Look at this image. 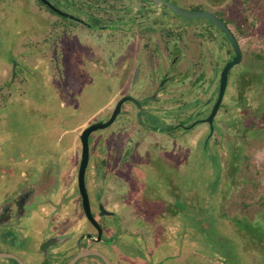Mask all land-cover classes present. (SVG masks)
<instances>
[{
    "label": "rangeland",
    "instance_id": "obj_1",
    "mask_svg": "<svg viewBox=\"0 0 264 264\" xmlns=\"http://www.w3.org/2000/svg\"><path fill=\"white\" fill-rule=\"evenodd\" d=\"M171 1L187 9L195 8L189 4L203 3ZM33 4V0H0V85L5 86L10 78L6 75L9 63H16L13 74L17 76L6 86L3 93L8 94L0 104V189L19 173L22 163L15 161L14 153L20 149L17 154L24 157L32 141L33 146L44 141L57 143L64 150L68 173L77 175L82 132L95 122L108 120L121 94L109 69L88 63L91 49H81L80 38L60 44L73 56L75 69H79V60L87 63L81 72L63 73L50 60L51 53H40L46 43H37L36 39L47 30V23L43 14L31 10L36 8ZM224 13L232 27L245 19L249 24L244 35L239 32L243 60L229 75L224 149L207 146L204 125L190 131L175 130L172 138L144 134L141 154L126 161L130 169L125 189L134 190L130 203L146 202L156 209L151 222L158 238L142 241L125 236L128 249L124 264H213L212 259L228 253V248L240 264H264V3L227 0ZM92 45L100 46L96 41ZM101 50L96 55L103 56ZM112 51L114 74L121 72L126 54L119 47ZM196 104L191 102L188 107ZM241 107L246 110L239 118ZM181 109L172 107L176 112ZM162 117L151 107L141 116L143 123L154 127L162 124ZM127 119L128 115L120 114L113 125L93 133L91 163L106 159L104 144L113 134L115 142L133 136V125H120ZM232 119H236L235 125ZM141 136L136 133L133 141ZM151 143H164L167 149L161 151V146ZM166 200L174 202L173 209L177 206L176 215L160 216ZM197 214L209 220L211 230L207 235L195 219ZM145 215L146 219L151 217L148 212ZM148 251L152 255L148 256ZM6 260L0 257V264Z\"/></svg>",
    "mask_w": 264,
    "mask_h": 264
},
{
    "label": "flooded vegetation",
    "instance_id": "obj_2",
    "mask_svg": "<svg viewBox=\"0 0 264 264\" xmlns=\"http://www.w3.org/2000/svg\"><path fill=\"white\" fill-rule=\"evenodd\" d=\"M33 1L36 8L31 10L43 14L47 23V30L36 39L37 43H46V47H40V53H51L50 60L63 73L81 72L87 63L79 60V69H75L73 56L60 44L67 39L80 38L81 49H91L88 63L109 69L117 90L121 91L113 112L123 97L133 98L138 104L127 100L115 119L118 120L120 114L128 115L130 119L120 125H133V136L127 141L115 142L113 134L104 144L106 159L92 163L89 160L85 187L97 225L84 209L78 183L79 167L77 175L68 173L64 150L57 143L44 141L33 146L32 141V146L25 149V158L18 156L20 149L14 153L15 161L22 164L11 184L4 182L0 189V252L15 255L25 264H70L84 252H99L111 264H124L123 255L128 249L125 236L139 237L142 241L158 238V231L151 222L156 209L146 202L128 201L134 190L125 189V178L129 174L126 161L139 157V146L145 144L146 133L172 138L175 130L190 131L200 125L208 130L207 146L213 144L224 149L225 96L213 119V132L207 119L219 95L222 70L235 56V48L217 24L206 17L186 18L176 14L163 2L175 4L171 0ZM226 2L203 0L202 4H189L195 8L188 10L212 12L230 28L240 45L239 26L232 27L225 17ZM83 38L91 40L90 43H84ZM92 41L99 42L100 46L92 45ZM112 47H119L126 54L121 72L114 74ZM100 48L105 52L103 56L96 55ZM8 66L6 75L10 74V78L5 86L0 85V104L6 100L8 93H3L6 86L17 79L13 74L16 63ZM238 97L240 99V93ZM191 102L197 104L189 108ZM150 107L163 115L164 120L157 127L142 121L141 116ZM172 107L185 109L176 112ZM136 133L142 136L133 141ZM151 145L161 146V151L167 149L164 143ZM169 161L171 163L172 158ZM163 202L160 216L176 215L178 209L174 206V211V202ZM145 212L151 217L146 219ZM195 219L207 235L211 230L209 220L199 214ZM227 251L225 255L214 257L213 264H240L234 260L230 248ZM152 253L148 251V256ZM3 258L7 260L1 264H21L13 257ZM74 264L107 263L102 256L91 253Z\"/></svg>",
    "mask_w": 264,
    "mask_h": 264
},
{
    "label": "water",
    "instance_id": "obj_3",
    "mask_svg": "<svg viewBox=\"0 0 264 264\" xmlns=\"http://www.w3.org/2000/svg\"><path fill=\"white\" fill-rule=\"evenodd\" d=\"M163 2L166 5H168L169 7H171V9L176 14L185 16L186 18H203V17H206V18L210 19L213 23L217 24L221 29H223L228 40L231 42V44L235 48V53H236L235 56L233 57L232 60L227 62V64L224 66V68L222 70L221 78H220V86H219V95H218L216 104H215L209 118L207 119L208 122L211 124V131L213 132V119H214L223 99H224V96H225V93L227 90V86H228V81H229V72L235 65L239 64L243 58L239 42L237 41L236 37L233 35L230 28L221 19H219L216 15H214L212 12H210L208 10L183 9V8L173 4V3H170L167 1H163ZM127 100H132L133 102L138 104V102L133 98L123 97L117 103L115 110H114L111 118L108 121H98V122H95V123L89 125L87 128L84 129V131L82 132V134L80 136L81 144H82V157H81V162H80V166H79L78 183H79V188H80V191L82 194L85 212H86L87 216L89 217V219L93 223H95L96 225H97V223H96L94 217L92 216L91 208H90V200H89V197H88V194L86 191V187H85L86 170H87L89 160H90V136L93 132L110 126L115 121L118 114L120 113L123 103L126 102ZM91 253L98 254V255L102 256L105 259L107 264H111L110 261L104 255H102L99 252L81 253L76 258H74L70 264H74L80 257L91 254ZM0 257H13V258L17 259L21 264H25L20 258H18L15 255L9 254V253L0 252Z\"/></svg>",
    "mask_w": 264,
    "mask_h": 264
},
{
    "label": "trees",
    "instance_id": "obj_4",
    "mask_svg": "<svg viewBox=\"0 0 264 264\" xmlns=\"http://www.w3.org/2000/svg\"><path fill=\"white\" fill-rule=\"evenodd\" d=\"M246 1L248 3H252V2L253 3H257V4H259V3H262L263 4L264 3V0H246ZM248 27H249V24L247 23V20L245 19L244 20V23H242V24L239 25L240 34L244 35L246 33V30L248 29ZM245 110H246V108H244V107L242 108L241 107L240 114H239L240 115L239 118H242L244 116ZM231 122L235 125L236 124V119H232Z\"/></svg>",
    "mask_w": 264,
    "mask_h": 264
}]
</instances>
